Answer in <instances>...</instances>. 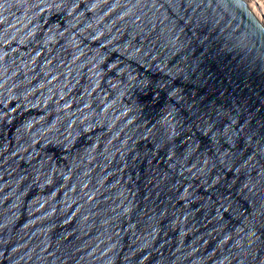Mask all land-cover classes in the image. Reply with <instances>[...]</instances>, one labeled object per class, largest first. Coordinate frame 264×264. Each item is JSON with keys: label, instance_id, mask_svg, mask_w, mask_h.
Wrapping results in <instances>:
<instances>
[{"label": "water", "instance_id": "1", "mask_svg": "<svg viewBox=\"0 0 264 264\" xmlns=\"http://www.w3.org/2000/svg\"><path fill=\"white\" fill-rule=\"evenodd\" d=\"M0 264H264L244 0H0Z\"/></svg>", "mask_w": 264, "mask_h": 264}, {"label": "bare ground", "instance_id": "2", "mask_svg": "<svg viewBox=\"0 0 264 264\" xmlns=\"http://www.w3.org/2000/svg\"><path fill=\"white\" fill-rule=\"evenodd\" d=\"M253 11V13L261 20L262 16L264 15V6L259 3L257 0H244ZM261 22L264 24L263 18Z\"/></svg>", "mask_w": 264, "mask_h": 264}, {"label": "rangeland", "instance_id": "3", "mask_svg": "<svg viewBox=\"0 0 264 264\" xmlns=\"http://www.w3.org/2000/svg\"><path fill=\"white\" fill-rule=\"evenodd\" d=\"M257 1H258L259 3H261V4L263 3L262 0H257ZM262 5L264 6V3H263ZM262 18H263V21H264V15L262 16ZM262 18H261V20H262Z\"/></svg>", "mask_w": 264, "mask_h": 264}, {"label": "built area", "instance_id": "4", "mask_svg": "<svg viewBox=\"0 0 264 264\" xmlns=\"http://www.w3.org/2000/svg\"><path fill=\"white\" fill-rule=\"evenodd\" d=\"M262 2L264 3V0H262Z\"/></svg>", "mask_w": 264, "mask_h": 264}]
</instances>
